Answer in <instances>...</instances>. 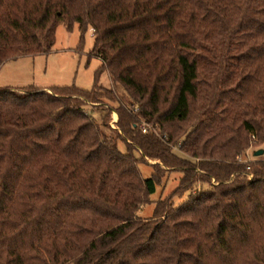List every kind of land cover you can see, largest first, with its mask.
<instances>
[{
    "label": "trees",
    "instance_id": "trees-1",
    "mask_svg": "<svg viewBox=\"0 0 264 264\" xmlns=\"http://www.w3.org/2000/svg\"><path fill=\"white\" fill-rule=\"evenodd\" d=\"M61 23L101 65L89 91L0 88V264H264V0H0V66ZM102 72L116 130L85 111Z\"/></svg>",
    "mask_w": 264,
    "mask_h": 264
},
{
    "label": "rangeland",
    "instance_id": "rangeland-1",
    "mask_svg": "<svg viewBox=\"0 0 264 264\" xmlns=\"http://www.w3.org/2000/svg\"><path fill=\"white\" fill-rule=\"evenodd\" d=\"M80 34L78 26L74 24L71 31L61 23L55 30V42L52 50L48 53L37 55L34 57H22L17 60L8 61L0 66V88H40L44 91L51 92L55 87H71L74 86L83 91H89L94 85V74L101 65V60L95 56H90L93 46V33L91 29H87L84 34L82 45H79ZM98 85L108 87L113 90L114 100L110 101L102 98L100 104L88 105L85 111L89 114H95L98 119L104 113H99V108L111 110V114L106 117V121L110 130L117 129L118 114L114 110L117 102L121 105L131 103V100L123 88L119 85L111 83L106 72H102L98 78ZM184 129L188 124L182 125ZM157 131L156 128L154 130ZM246 151L245 159L253 160L259 158L264 160V142L255 144ZM122 150V144H119ZM254 149L263 151L259 157H254ZM174 153L183 157V154L174 149ZM148 164H154L155 161H146ZM143 177L150 175V168L140 166ZM178 172H170L162 179L160 186L156 188V192L150 196L152 201L139 209L138 216L147 220L152 218L154 210V201L167 197L178 185L180 178ZM187 194L181 198L178 196L173 198L175 206L184 201Z\"/></svg>",
    "mask_w": 264,
    "mask_h": 264
},
{
    "label": "water",
    "instance_id": "water-1",
    "mask_svg": "<svg viewBox=\"0 0 264 264\" xmlns=\"http://www.w3.org/2000/svg\"><path fill=\"white\" fill-rule=\"evenodd\" d=\"M263 154L262 150H257L256 152H254V157H259Z\"/></svg>",
    "mask_w": 264,
    "mask_h": 264
},
{
    "label": "built area",
    "instance_id": "built-area-1",
    "mask_svg": "<svg viewBox=\"0 0 264 264\" xmlns=\"http://www.w3.org/2000/svg\"><path fill=\"white\" fill-rule=\"evenodd\" d=\"M142 128V131L145 132V128L144 127H141ZM249 178H252V176H249Z\"/></svg>",
    "mask_w": 264,
    "mask_h": 264
}]
</instances>
